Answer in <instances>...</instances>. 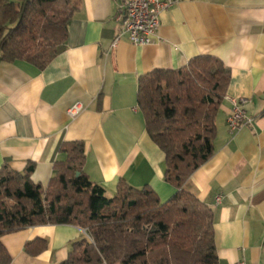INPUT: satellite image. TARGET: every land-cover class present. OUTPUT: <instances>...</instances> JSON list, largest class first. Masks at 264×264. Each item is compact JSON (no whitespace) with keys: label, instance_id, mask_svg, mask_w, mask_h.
I'll return each instance as SVG.
<instances>
[{"label":"crops","instance_id":"0c3cea01","mask_svg":"<svg viewBox=\"0 0 264 264\" xmlns=\"http://www.w3.org/2000/svg\"><path fill=\"white\" fill-rule=\"evenodd\" d=\"M119 2L79 0L66 43L43 69L0 60V169L7 164L21 172L34 163L31 179L47 186L55 162L65 159L61 145L82 140L85 170L107 196L125 178L169 200L176 189L164 179L165 154L146 131L139 78L216 56L231 81L217 116L215 151L186 186L214 211L219 264H264V0H180L161 14L154 43L135 45L124 36L113 48ZM240 98L253 121L232 132L227 118ZM77 101L84 109L72 118L67 110ZM84 236L77 226L45 224L1 240L9 264H60ZM37 238L47 249L27 254L26 243Z\"/></svg>","mask_w":264,"mask_h":264},{"label":"trees","instance_id":"16d2710c","mask_svg":"<svg viewBox=\"0 0 264 264\" xmlns=\"http://www.w3.org/2000/svg\"><path fill=\"white\" fill-rule=\"evenodd\" d=\"M78 1L0 0V60L47 67L67 41ZM230 81V69L209 54L139 78L137 103L146 131L165 154L164 179L176 189L165 202L149 184L135 187L125 178L107 196L85 170L82 140L61 145L65 159L55 162L47 186L31 179L34 163L21 172L4 164L0 264L12 261L3 235L45 224L86 231L60 264H219L214 211L186 184L214 154L217 116ZM47 247L37 238L25 252L37 256Z\"/></svg>","mask_w":264,"mask_h":264},{"label":"built area","instance_id":"2783aa9c","mask_svg":"<svg viewBox=\"0 0 264 264\" xmlns=\"http://www.w3.org/2000/svg\"><path fill=\"white\" fill-rule=\"evenodd\" d=\"M178 2L180 0H120L114 14L119 31L112 42V47L116 48L124 36L135 45L154 43L158 37L161 14ZM246 102V98L233 100V109L227 118L228 126L232 132L253 121L244 108ZM83 109L84 104L77 101L68 108L67 114L74 118ZM217 200L219 201L220 198ZM234 264H248V262L239 260Z\"/></svg>","mask_w":264,"mask_h":264}]
</instances>
